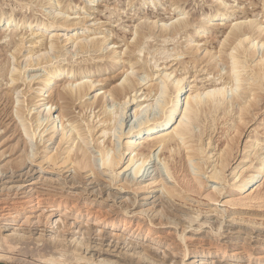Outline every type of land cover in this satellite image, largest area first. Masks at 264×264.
<instances>
[{
    "label": "bare ground",
    "instance_id": "1",
    "mask_svg": "<svg viewBox=\"0 0 264 264\" xmlns=\"http://www.w3.org/2000/svg\"><path fill=\"white\" fill-rule=\"evenodd\" d=\"M25 1H30L31 3L32 0ZM38 1L41 6L43 4L48 6V17L50 19V14L52 21H47V23L46 20L42 22L39 21V19L35 20V24H32L33 21H22L21 24L37 28L41 36H44L43 32H47L48 35H46L47 39H45V42L44 40L37 41L36 36L25 42V40H27V37L24 38L25 33L17 32L19 30H17V25L20 22V18L16 24V16L14 14H6L5 16V13H1L2 15H0V40L6 39L4 42H8L12 46V49H10L12 54L9 52L11 54L10 57L7 55L8 49H4L5 52L0 55V65H4V68L0 66L2 68L0 69V76H6V74L9 73L7 74V79L10 77L8 80L11 81V83L9 84H12L10 87L7 85L8 87L5 86L7 88L4 89L3 87V90H0V99L3 98L8 100L9 108H11L10 112L5 109V113L9 116L11 121H14L12 125V134L5 138L6 141H8L11 136L17 138L13 144H9L7 147L1 145L2 142H0L1 220L10 222L23 218L25 223H30L33 220L39 222L44 218L45 226L53 230L54 227L57 229L58 226H60L58 222H56L54 213H43L40 210L42 208H55L57 212H62L63 216H73L75 220L83 218L85 224L91 221L93 232H97L96 235L98 236H101L102 227L107 226L111 230L113 237L118 239V241L120 239L124 241L126 237L130 238L127 233H131V235H136L141 239H145L148 243L150 242L152 245H156L157 248V244L163 243L169 247L176 246L179 250L181 249L180 244L175 243L176 241H173V238L176 240L175 238L177 237L181 242L185 241V238L186 241H202L203 239L188 238L185 236L184 231L185 228H187L186 224L190 226L191 222L195 220L197 223L204 225V223L208 221L202 220V222L198 218L191 217L192 215H189V212L185 213L180 211V209L176 207L175 200L187 204L190 200L189 193H195L199 196H205L204 198L212 203L220 202L219 193L223 189L225 170L229 166L231 158H233L234 146L244 133L250 121L255 117L256 111L260 106V101L262 100V94L264 93V60L259 59L254 63L253 59L256 49L258 48H262L264 55L263 17L261 16L257 19L258 14H255L253 16L254 18L245 15L239 19L236 18L223 22L230 18L238 8H241V10H244V8H242L241 4V7L236 5L229 6L225 4L223 0H213L216 6L214 11L211 10L210 13H202L197 18L192 15H186V13H183V9L181 12L178 11L176 15L169 17V23L163 22L159 26L158 20H154L150 23H144L134 27L132 41L129 42L124 40V33L121 40L123 45H119L121 42L116 39H119V35H116V38H110L109 33H105L102 36H95V33H89V29L95 26V23L91 21L92 19H87V17L83 16H77L73 19L74 17L69 18V15L62 13L64 12L61 10L63 7H61V2L63 1L55 0V3H53L52 0ZM94 1L96 0H88L87 3L85 1L84 4L90 7L95 6ZM159 1L160 0H156V3ZM259 1H261V6H259L262 8L260 13L264 15V0ZM130 2L131 0L129 3ZM149 2L154 5L156 4L154 3L155 0H140L139 5L147 6L150 4ZM176 3L177 2H174L170 5V7L174 6L173 11L178 7ZM97 5L96 3V6ZM83 7L84 6H82V10ZM169 11L170 9L166 12L170 14ZM201 17L203 18L201 19ZM155 28H157L156 32ZM211 31L215 32L209 35ZM216 33H221V39L219 38L218 41ZM32 34H36V32H32ZM178 34H183L185 38L183 44H186V46H183L184 48L181 47L179 51L176 50L172 56L180 57L187 54L189 56L188 60L194 63L193 65L198 62L201 64L204 63V68L206 67L207 70L216 75H220L218 79L222 80V82L217 83V81H215L206 88L189 89V91H187L188 85L184 82L186 81L185 75L187 73L175 74L173 76L170 72L159 70V76L157 78H160V81L156 82V85H148L147 91L149 90L150 92L154 89L159 99L163 100H161L162 102L160 104L159 101V105H157V108H160L157 109V111H160V115L157 116L158 112H154L153 118H148L150 113L147 118H144L145 113L147 114V111H150L151 105L147 103L144 105L146 99H144V97L140 98L141 95L136 96V94L140 88L138 87L139 81L145 80L144 78H147L148 75L150 76L149 71L151 70L148 68V74L145 73V68L147 67L138 63L135 52L138 51V53H141L149 38H174ZM209 39L210 41L208 42ZM215 40L217 41V45L208 49V46L213 45ZM25 43H29V45L27 46ZM23 49L27 50H25L26 54H22ZM62 49L69 53L68 55L73 53L76 54V52H88L89 50L98 52L106 50L105 54H101L100 56V58L102 57L103 59L105 57V61L102 62L103 59L101 58V62L97 60L96 62L90 63L84 62L82 65L79 63L77 64L79 68L76 65L75 68V66L71 64L68 65L67 63H54L55 65L52 64V67L50 66L42 75L35 77L36 74H31V80L37 79V81L33 84L36 85L35 88H32V86L30 87L33 89L32 96L29 95L30 98L28 96L29 102L27 101L28 99H26V103L22 96L19 95L21 91L19 93V89L17 90L21 85H14L21 79L20 70L25 68L24 66L18 69V66H14V63H18L17 60H19V58L17 59V57H19V53H21L20 56L23 57L21 60H24L26 66H37L52 61ZM117 54L118 56H116ZM120 55H122V57H120ZM10 62H12V67L9 69L8 66H11ZM180 62L179 59V63ZM6 64L7 67H5ZM137 64L139 65L137 66ZM184 69L185 67L183 70ZM140 70H144L143 73L146 74V77L141 78L140 76L139 78L138 74H141ZM107 71L111 72L112 75L100 78L105 76L104 74H106ZM145 74L142 75L145 76ZM154 74L155 73H152V78ZM149 78L151 79V76ZM1 80L2 79H0V81ZM2 86H4V84H2ZM132 92H134L133 95H131ZM228 92H231V97H229V99L226 96ZM149 94L147 93V95ZM181 94L183 95L181 96ZM85 97L89 99L87 100ZM76 101L81 103L82 108H88L92 111L99 109L98 112L102 110V117L97 119H99L98 122L103 125H101L100 128L98 127L99 129H97L96 132L94 124H91V122H89L91 125L89 123L84 124L83 120L72 116V108H74L73 106ZM179 101H183L184 105H182L183 107L177 115ZM115 102H121V104L119 105L117 103L119 107L117 109H111ZM228 105L232 107L231 110L227 107ZM233 106L237 107L235 118L231 117ZM127 107H129V110H133L131 114H133L136 119V123L133 125L131 124L132 126L130 125L127 132H119L118 129L121 130L120 128L122 127L121 120L127 117L125 116L127 112H124ZM26 112L28 113V117ZM220 114H222V116H219ZM99 115L100 114H94V117H100ZM179 115L180 118H177ZM221 117L223 118L222 124H226V127L224 126L222 129L224 132V139H222L223 141L220 143L221 148L217 151L216 159L210 161L213 156H211L210 151H205L207 146H204L207 144L210 145L212 138L210 139L211 141L207 143L204 141L205 139L202 140V133H204V129L208 130L212 127L203 123L207 121L208 124H211L210 121H217L218 118ZM230 120L231 123L227 125ZM196 122H200V124H202L200 126L203 127L202 132L199 131L198 134L194 131V123ZM33 124L35 125L33 126ZM222 124L221 126L223 127ZM38 128H40V130L37 133L40 136L39 138H41L39 142L42 141L40 147L36 145V138L34 141L35 143L32 142L37 135L35 132ZM111 131L113 132V136H115V134L117 135L116 138L118 141H120L123 136V139L119 142L121 146L110 139L112 135L108 134H110ZM44 132L46 134H44ZM97 132H100L101 136L98 134L99 137L97 136L96 146L93 144V147L98 149V155L94 153L90 147L91 141H94V136ZM42 134H44V136ZM207 134L209 135L208 132ZM220 134L222 137V131ZM262 136H264V129L263 132H257L254 136H248V139L243 145L242 162L250 157L251 151L257 146V142L262 141V139L260 140L258 137L262 138ZM102 137L106 138L105 142H103L104 140L98 141ZM25 138H27L28 141ZM207 138L209 139V137ZM47 142H51L50 145H46ZM52 144H54V147L52 146L49 151H46L48 150L47 148H49L47 146H51ZM32 145L35 146L34 150ZM213 146H215V144ZM51 148H54V150ZM164 151L168 152V156L164 155L161 158L160 156ZM7 153H9L8 156H6ZM6 157L7 159H5ZM203 159L205 160L203 161ZM185 160L190 165L192 172H189L187 165L184 166ZM31 165L38 167L39 170H34ZM205 165L207 166L205 167ZM26 166L29 167V171L25 173H21V171L18 174L14 172V170H20ZM208 166L211 167L209 175H207L208 178L218 185L223 184L220 186L221 188L213 187V190L209 191L204 187L205 181H203L204 179L201 173L207 172L206 169ZM4 167L7 171L11 172V175H9V179L11 180H4L5 176L3 177V173L6 171H2ZM53 170L61 171L60 175H62V177L65 176L64 173L62 174L63 170L64 172H71L72 170L71 173L69 172L70 174L68 176L72 178L73 184L83 183V185L93 186L91 189H87V186V188L83 186V189L79 191H70V189H73V186H67L65 180L68 176L61 179L58 177L59 172L57 173L58 176H46L47 172L52 173ZM250 170L251 173L247 176L244 175L245 173L241 175L240 172V177L237 180L236 176L239 174L238 166L232 170V183H228L229 198L224 200V203L232 207H248L253 203L264 202V192H258L259 185L257 179L259 176H264V157H256ZM31 171H33V173H31ZM128 171H130V177L133 181L131 178L124 177V174ZM42 172L44 174H42ZM259 172L261 175H259ZM31 174H37V176L36 178L34 177L28 180L26 183L22 182L25 178H15ZM177 174L179 175L178 178ZM83 175L89 176V178L86 179L87 182L82 180L84 178ZM102 175L108 176V180L104 182L101 181L100 178ZM138 179H141V181H138ZM172 181L175 182L173 183ZM106 182L108 185L102 186V184ZM115 182H121L119 183L120 185L117 186L119 189L113 188V186L116 185ZM96 186L100 187L92 190ZM155 187H160V190L156 189L155 193L149 196V193L154 192L150 189ZM111 188L115 189V191L110 192L109 189ZM121 189L133 193L134 196L119 197L116 193ZM96 190L99 191L97 192ZM157 192H160V194L157 195ZM101 193H106V196L98 199L97 196L99 197ZM117 197L118 199L120 198L119 202L115 201ZM138 200H140V202ZM179 212L183 214H177ZM231 219L235 220L236 218L231 217ZM147 220L149 223L144 222ZM61 223L64 224V221L62 220ZM162 225H172L174 226L171 227L172 229L179 226L181 231H178L175 236H171V232L167 231L164 232L165 234H161L160 228L162 227L160 226ZM211 225L215 227V225ZM80 228L75 229L72 223L65 226L63 225L62 229L59 228L60 231L58 232L60 233L56 235L57 238L55 236L57 230L55 229L52 232V239L50 240L55 241L53 243H55V251H57L58 255H50V257L39 256L40 260L45 263L48 262V264H66L67 259L65 256L69 248L67 252L64 250L62 243L65 241H63L60 236H65L66 231H71L73 235L78 234L77 236H79L81 234ZM198 228L200 227H197V229ZM1 230L2 229H0V264H8L7 260H10V257H8L9 254L7 253V255L5 253L6 251L2 249V244H5L4 246L6 249L13 250L16 248L18 242L11 244L10 240L15 239V241H18L23 239L24 235L23 233L20 235L21 232L19 233L18 229H13L10 234L6 235H3L4 233L2 234ZM125 231L127 235L124 234ZM231 238L236 239L239 238V236ZM244 238L247 239V237ZM167 240L172 242L168 243ZM81 241L82 239L78 240V237L74 239V242L72 241L74 247L72 253H74V259L76 260L75 264H87L90 260L89 257H85V255L82 256L77 252L79 248L82 249V247L85 246ZM207 241L198 242L190 245V248L186 246L183 250L181 249L183 257H185L187 253H192L194 255L190 263H184L185 261H182V263L194 264V262L202 261L213 254L222 255L223 258L230 257L233 259L244 256L248 260L255 259V262L259 264L264 262V254H254L251 251V246V248H249L248 246H244V244L238 245V243L233 242L230 243L231 246H237L236 248L240 251H228L227 247L223 246L225 243L219 245L218 242H216L217 240ZM184 243L185 242L182 244ZM255 248L259 250L261 245ZM83 249L84 251H88L91 247L86 245ZM168 249L171 251L170 253H175V248ZM145 251L146 250L143 252ZM142 253L137 256L138 263H145L149 260V257L145 254L146 252L144 256H141L143 255ZM165 253L166 252H163V254ZM83 254H85V252ZM98 262H100V264L120 263L108 260V258L100 259ZM96 263L97 262L94 264ZM210 264H212V262H210Z\"/></svg>",
    "mask_w": 264,
    "mask_h": 264
},
{
    "label": "rangeland",
    "instance_id": "2",
    "mask_svg": "<svg viewBox=\"0 0 264 264\" xmlns=\"http://www.w3.org/2000/svg\"><path fill=\"white\" fill-rule=\"evenodd\" d=\"M52 1H53V3L56 2L55 0H52ZM61 1H63V2H61V4H62L61 7L63 6L61 8V10L64 11L62 13H64L65 15L66 14L69 15V18L74 17L73 19H75V17H77V16H79V17L83 16V17H87V19L88 18L92 19L91 21L95 23V26H93L92 28L89 29V31H90L89 33H91V34L95 33V36H102L105 33H109L110 38H112V37L116 38V35H119V39L116 38L117 40H119L121 42V44H119V45H123V42L121 40H122L124 33H125L124 34L125 35L124 40H127L129 42L132 41V32H133L134 27H136V26L142 25L144 23L147 24V23H150L154 20H158V22H159L158 25L160 26L163 22H168L169 17L176 15L178 13V11L181 12L183 9H184L183 13H186V15H192V16H195L198 18L199 15H201L202 13H208V12L210 13L211 10L214 11L215 6H216L215 3L213 2V0H160L157 3L155 0V2H154V3H156L155 5L151 4L149 2L150 4H148L147 6L146 5H139L140 0H131L130 3H129L130 0H96L97 2L94 1L95 6H91V7L86 6V4H84V2L86 1V3H87L88 0H84V1L83 0H61ZM38 2H39L38 0L37 1L32 0L31 3H30V1H25V0H0V15H2L3 13H5L4 14L5 16H6V14L7 15H9L11 13L14 14L16 16V24L18 23L19 18H20V22L17 25V30L18 29L19 30L17 32L25 33L24 38L27 37L26 38L27 40H25V42L29 41L30 39L34 38L35 36L37 37V39H36L37 41H39V40L43 41L44 40V42H45L46 41L45 39H47L46 38V35H48L47 32L44 33L42 30H40L44 34V36H41V33L38 32L37 28H32V26L29 27L26 24H21L22 21H25V22L33 21L32 24H35V20H39V19H40L39 21H42V22H44L45 20H46V22L47 21L49 22L50 20L52 21L50 14H49L50 19L48 17V13H49V9L47 8L48 6L46 4H43L45 6H43V5L41 6L40 2L39 3ZM174 2H177L176 5L178 7H177V9H175L177 12L175 10L173 11L174 6L170 7V5H172ZM223 2L229 6H235L236 5V6L241 7V5H242V8H244V10H241V8H238L230 18L224 20L223 22L229 21L231 19H236V18L239 19L240 17H242V16L244 17L245 15L250 17V18H254L253 16L255 14H258L257 19H259L262 16L263 17L262 21L264 20V15H262V13H260V11H262V8L260 7L261 1H259V0H244V1L243 0H223ZM25 3H27V4H25ZM96 3L98 4L97 6H96ZM22 4H24V5H22ZM34 4H36V5H34ZM66 6H67V8H66ZM82 6H84L83 10H82ZM40 8H42V9H40ZM78 8L80 11L78 10ZM166 9H168V10L170 9V11H169L170 14H168V12H166V11H168ZM257 12H259V13H257ZM68 13H70V14H68ZM171 13H173V14H171ZM202 18L203 17H201V19ZM156 30H157V28H155V32H156ZM32 32L33 33L36 32V34H32ZM214 32L215 31H211V33H209V35L213 34ZM216 35L218 36L217 41L219 38L221 39V33H216ZM5 40L6 39L0 40V42H1L0 43V55L2 53H4L5 50L8 49L7 55L10 57L12 54V51L10 50V49H12V46L8 42H4ZM184 41H185V38L183 37V34H178L174 38H170V37H168V38H156V37L149 38V40H147V43H145L142 52L141 53H138V51L135 52V54L137 55L138 63L147 67V68H145L146 69L145 73L148 74L147 71H149V69L151 70V71H149L151 79L149 78L150 77L149 75L147 78H144V77H146V74L143 73L144 70L143 71L140 70L141 74H138L139 78L141 76V78L143 77L145 80L141 79L142 81H139L138 87H140V88L137 91L136 96L141 95L140 98L144 97V99H146V102L144 103V105H146V103L151 105L150 111H147V114L145 113V117L143 116L144 118H147L149 113H150V115L148 118H150V117L153 118L154 114L157 112H158L157 116L160 115V111H157V109H160V108H157L158 107L157 105H159L163 100L159 99V96H158V94H156L154 89L151 90L150 92H149V90L147 91L148 85H150V86H152L154 84L156 85V82L160 81V78H157L159 76V74H158L159 70H164V71L170 72L171 75H173V76L175 74L178 75L180 73H187L185 75L186 81H184L188 85L187 91H189V89L194 90V89L206 88L215 81H217V83L222 82V80L218 79L220 75H216L215 73L207 70L206 67L204 68V65H205L204 63L201 64L200 62H198V63H195V65H193L194 63H192V62H190V60H188L189 56L187 54L184 56H180V57L172 56V54H174L176 50L179 51V49H181V47L184 48L183 46H186V44H183ZM209 41H210V39L208 40V42ZM217 41L215 40L213 45H209L208 49L215 47L217 45ZM178 42H179V44H178ZM25 45L28 46L29 43H25ZM25 50L26 49L22 50V54H24V53L26 54L27 50L26 51ZM117 50H119V49H117ZM1 51H3V52H1ZM9 52H11V54ZM65 52L66 51L62 49V51H60V53H57V57L53 56L54 59L52 57V59H53L52 61L46 62L45 64L42 63L41 65H37V66H35V65L34 66H26L24 60H21V58H23L22 56H20L21 53H19V55H18L19 57H17V59L19 58V60H17L19 64L16 62V64L14 63V66H16V67L18 66L17 67L18 69L19 68L21 69L24 66H25V68L20 70V72L22 73V74L20 73L22 80L20 79L14 85H16V86H18L19 84L21 85L17 88V90L19 89L18 90L19 93L21 91V93L19 95L22 96V98L25 101H26V99H28L27 101L29 102V98H30V96H32V91H33L32 88L33 87L35 88V86H36L33 84L37 81V79L31 80L32 75L36 74L35 77L42 75L48 68H50V66L52 64L55 65L56 63L57 64H66L67 63L68 65L71 64L72 66L76 65L79 68V65H77L79 63L82 65L84 62L90 63V62H94V61L96 62L97 60H98V62L99 61L101 62V60L103 58L101 57L102 58L101 59L100 56H101V54H105L106 50H102L100 52L89 50L88 52L87 51L86 52H80V53L76 52V54L73 53L71 55H68L69 53H67V52L65 53ZM122 55H120V57H122ZM262 55H263L262 48L256 49L255 55L253 57L254 63H256L259 59L264 60V55H263V57H262ZM116 56H118V54ZM183 58H184V60H183ZM179 59L181 61L180 63H179ZM21 61H22V63H21ZM104 61H105V57L102 60V62H104ZM185 62H187V63H185ZM47 63H49V64H47ZM22 64H23V66H22ZM139 64H137V66ZM10 65L11 66H8L9 69L12 67V62H10ZM0 66L2 68H4V65L3 66L0 65ZM76 66H75V68H76ZM1 67H0V69H2ZM5 67H7V64L5 65ZM184 67H185V69L183 70ZM9 69H8V71H9ZM152 73H155L153 75V78H152ZM7 74H9V73H7ZM7 74H6V76H0V79H2L0 81L1 82L0 86L2 87V88L0 87L1 88L0 90H3V87L5 89L8 86L10 87V85H12V84H9V83H11V81L8 80L10 77H8V79H7V76H8ZM142 74H145V76ZM104 75L105 76L100 77V78H104L106 76H111L112 74H111V72L107 71L106 74H104ZM173 76H171V77H173ZM149 80H151V81H149ZM2 84H4V86H2ZM5 86H7V87H5ZM31 86H32V88H30ZM29 89H31V90H29ZM147 93L148 94L150 93V94L147 95ZM133 94H134V92H132L131 95H133ZM0 95H1V92H0ZM182 95L183 94H181V96ZM28 96H29V98H28ZM226 96L229 99V97H231V92H228L226 94ZM88 97H90V96H88ZM88 97H85V98L88 100L89 99ZM3 100L5 101V103ZM7 101L8 100L3 99V98L0 99V129H1L0 130V137L2 136L0 138V142H2L1 145H3V146L5 145L4 147H7L9 144H13L17 139V138H15V136H11L10 137L11 139L9 138L8 141H6V138L12 134V125L14 122V121H11L9 119V116L6 115V113H5L6 110L8 112L11 111V108H9V101L8 102ZM27 101H26V103H27ZM76 102L73 106L74 108H72V116L79 118L80 120H83L84 124L91 122V124L95 125V127H96L95 132H96L97 129H99L101 127V125H103L102 123L98 122V120L102 117V115H101L102 110L98 112L99 109H95L94 111H92L91 109H88V108H82L81 103H79V101L77 103ZM158 102H159V104H158ZM117 103L119 105L121 104V102H115V104H113L112 107L109 105L108 106L111 107V109H113V108L117 109L119 107ZM182 105H184L183 101H179L178 102L179 110L177 111V115L179 114L180 109H182V107H183ZM259 105L260 106L258 107V110L256 111L255 117H253V120L250 121L248 126L245 128L244 133L242 134V136L240 137V139L237 141V143L234 146L235 149L233 150V155H232L233 158H231V162L229 163V166L225 170V175H224L225 179L223 181L224 185L223 184H222L223 186L221 184L218 185L217 183L210 181V178H208L207 175H209V171L211 170V167L208 166V168L206 169L207 172H204L205 174L201 173V176L204 179L203 181H205L204 187L206 189H208L209 191L213 190V187L222 186L223 189L219 193L220 202H213L212 203V202L208 201L207 199H205L204 198L205 196L202 195L203 196L202 197L200 195L201 196L200 197L198 194H195V193H193V194L189 193V196H190L189 202L190 203L187 202V204H185L183 202L180 203V201L175 200L176 207L179 208L180 211L185 212V213L189 212L188 214L192 215L191 217L198 218V219H200V221H202V220L208 221L207 223H204V225L197 223L195 220H193L191 222L190 226H187V224H186L187 228H185V231H184L185 236L188 238L193 237L194 239H203L202 241H198V240H191V241L187 240L186 241V238H185V241L181 242V241H179L180 240L179 238L176 237L175 238L176 240H174V238H173V241H176L175 243L180 244V248L182 250L186 246H188L190 248V245L198 243V242H204L207 240L208 241L217 240L216 242H218L219 245H221V244L223 245L225 243L223 246H226L228 251H231V250L240 251L239 249L236 248L237 246L234 247V246H231V244H230V243L236 242V243H238V245L244 244V246H248L249 248L252 247L251 251L254 254H257V255L262 254V253L264 254V204H263L264 202L253 203V204L249 205L248 207L247 206L246 207L245 206L244 207H242V206L241 207L240 206L232 207V206H229L223 202L224 200L229 198L228 183H232V180H231L232 170L236 166H238V168H239V174L236 176V180L239 179L240 172H241V175L245 173L244 175L247 176L248 174L251 173V170H250L251 165L254 163L255 158L258 156L264 157V136H262V138L258 137L260 140L262 139V141L257 142V146L254 148V150H252L253 152L251 151L252 155L250 154V157L247 158L244 162H242V156H243L242 151L244 150L243 145H244L245 141L248 139V136L249 137L254 136V135H256L257 132H263V129H264V93L262 94V100L260 101ZM227 107L230 110L232 109V107H230V105H228ZM128 110H129V107H127L124 110L125 113L127 112L126 113L127 115H125L127 117H124L121 120L122 127L120 128L121 130L118 129L119 132L120 131L127 132L128 128H130V125L131 124L133 125L134 123H136V119L134 118L133 114H131L133 110L132 111L131 110L128 111ZM236 110H237V107L233 106V111L231 112V117L235 118ZM26 114L28 117L27 112H26ZM94 114L95 115L100 114L99 115L100 117H94ZM219 116H222V114H220ZM29 117H30V114H29ZM97 118H99V119H97ZM177 118H180V115ZM27 119H29V118H27ZM84 120H86V121H84ZM210 123L212 125L208 124L207 121H205L203 123L205 125L207 124V126L209 125L212 128L211 129L209 128L208 129L209 131L207 129L206 130L204 129V133H202L203 139L202 138L201 139L202 140L205 139L204 141H206L208 143L209 141H211L210 139L212 138L211 144L210 145L207 144L204 147L207 146L205 151L211 152V156H213V158L210 161H213L217 157L216 154L218 153L217 152L218 149L221 148L220 143H221V141H223L222 139H224V132L222 129L224 128V126L226 127V124H222L223 123L222 117L218 118L217 121H213V122L210 121ZM230 123H231V120H230V122L228 121L227 125ZM98 124H100V125H98ZM216 124H217V126H216ZM221 124L223 125V127L221 126ZM34 125L35 124H33V126ZM200 125H202V124H200V122L194 123V131L196 134H198L199 131L202 132L203 127ZM19 128H21V127H19ZM40 128H38V130L35 132L37 135H38L37 132H39ZM122 128H123V130H122ZM213 128H214V130H213ZM221 131H222V137L223 138L221 137V134H220ZM207 132L209 133V135L207 134ZM212 132H214V133H212ZM44 134H46V133L44 132ZM44 134H42V135L44 136ZM98 134H100L99 136H101V133L97 132L94 136V141H91L92 146L90 145V147L92 148L91 150L94 153H97V155H98V149H96V147H93V144H94V146H96V139L99 137ZM112 134H113V132L111 131L110 134H108V135H112ZM37 135L34 137L32 142H34L35 138H36V145H37V147H40L42 145V143H41L42 141L39 142V140L41 138H39L40 136L39 135L37 136ZM116 137H117V135L115 134V136L112 135L110 139L113 142H115L116 144H118L119 146H121L120 145L121 143H119V142H121V140L123 139V136L121 137L120 141H118V139ZM207 137H209V139ZM25 139L27 140V138H25ZM105 140H106V138L102 137L98 141L105 142ZM206 142H204V143H206ZM50 143L51 142H47L46 145H50ZM213 143L215 144V146H213L214 145ZM52 146L54 147V144H52L51 146H47L49 148H47L48 150H46V151H49L50 147H52ZM34 147L35 146L32 145L33 150L35 149ZM120 149H121V147H120ZM52 150H54V148ZM29 151H30V149H29ZM8 155H9V153L6 154V156H8ZM164 155L168 156V152L164 151V153L160 157L162 158ZM5 159H7V157ZM204 160L205 159H203V161ZM97 162H99V161H97ZM186 165L188 167L189 172H192L190 165L185 160L184 166H186ZM31 166L34 170H39L38 167H36L34 165H31ZM177 166H178V164H177ZM206 166L207 165H205V167ZM4 168L2 169V171L6 170V168L5 169ZM28 169H29V167L26 166L20 170H14V172L16 174L20 173L21 171H22L21 173H25V172L29 171ZM55 171H57V172H55ZM55 171L53 170L52 173L47 172L48 174L46 173V176L47 175L48 176L49 175L50 176H52V175L58 176L57 173L59 172L58 177L63 179V177L68 176L72 172V170H71V172L70 171L64 172V170H63L62 174L64 173L65 176L62 177V175H60L61 171H58V170H55ZM248 171H250V172H248ZM31 173H33V171H31ZM42 174H44V173L42 172ZM9 175H11L10 171H7V170L4 171V173H3V177L5 176L4 180H11V179H9ZM125 175H127V176H125ZM259 175H261L260 172H259ZM36 176H37V174H33V175L31 174L28 176L26 175L24 177L18 176L15 178L16 179L17 178H22V179L25 178V180H22V182L26 183V182H28V180H30L34 177L36 178ZM83 176H84V178L82 180L83 181L85 180L84 182H87L86 179H88L89 176L88 175H83ZM178 176L179 175L177 174V178H178ZM124 177H127L130 179L131 178L130 177V171L126 172L124 174ZM67 178H66V180L64 179L67 182V186L68 187L73 186V189H70V191H79V190L83 189V186L84 187L87 186L88 187V188L86 187L87 189H91L93 186V185L92 186L91 185H89V186L83 185V183L73 184L72 178L70 176H68ZM16 179H14V180H16ZM100 179L103 182L107 181L108 176L102 175V177ZM257 179H258V185H259V187H258L259 191L258 192L263 193L264 192V176H259ZM131 180L133 181L132 178H131ZM138 181H141V179H138ZM69 182H70V185H69ZM172 182L174 183L175 181H172ZM119 183H121V182H117L116 185L113 186V188L119 189V187H117L118 185H120ZM106 184L108 185V183L106 182V183H103L102 186H107ZM109 185H112V184H109ZM79 186H80V188H79ZM99 187L96 186L92 190H95ZM156 189L160 190V187H155V188L150 189V190H153L154 192L149 193L150 194L149 196L154 194ZM109 190H110V192L115 191V189H112V188ZM116 194L119 197H125V196L132 197V196H134L133 193L127 192V190H123V189L119 190V192ZM137 194H139V193H137ZM156 194L158 195V194H160V192H157ZM100 196L99 197L97 196V198L101 199L102 197H105L106 193H101ZM115 201L119 202L120 198L119 199H118V197L115 198ZM138 201L140 202V200H138ZM150 201H151V199H150ZM146 202H148V201H146ZM108 203H111V202H108ZM181 209H183L185 211H183ZM50 210H52V211H50ZM40 211L43 213H49V212L54 213L55 218H56V222H58V225H60V226L57 225L58 228L56 229L54 227V229L52 230L51 228H48L45 226V219L44 218H42L39 222H37L36 220H33L30 223H25L23 221L24 220L23 218L16 219V220L10 221V222H6V221H2L1 217H0V221H1L0 222V229H2L1 233L2 234L4 233L3 235L10 234V232H12L11 230H13V229H15V230L18 229L19 233L21 232L20 235L22 233L24 235V236L22 235L23 239H20L18 241H15V239L10 240L11 244H15V242L16 243L18 242L16 245V248H14L13 250L6 249V247L4 246L5 244H2V249L4 251H6L5 253L6 254L8 253L9 255L8 254L7 255H8V257H10L9 258L10 260H7L8 264H48V262L45 263V262L41 261L39 256L40 257H48V256L50 257V255L51 256H57L58 255L57 251H55L56 250L55 243H53L55 241L50 240V239H52V237H51L52 232L56 229L57 232L55 233V236L59 235L58 234V233H60V232H58V231H60L59 228L62 229L63 225L65 226V225H68L70 223H72V225L75 229L76 228L79 229L81 227L80 228L81 234L79 236H77L78 234L73 235V233L71 231H66V234L64 233L65 236L64 235L60 236V237H62L61 239H63V241H65L62 243L64 250H66V252H67L68 248H69V251H68L67 255L65 256V258L67 260L69 259L68 261L66 260V264L67 263L68 264H75V262H76V260L74 259L75 257L73 255L74 253H72L74 251L73 242H74V239L76 237H78V240L82 239L81 242H82V244L85 245L82 247V249L79 248V250H77V252H79V254H81L82 256L85 255V257H89L90 260L88 261L87 264H94L95 262H97L96 264H100V262H98V261L100 259H104V258L105 259L108 258V260H111V261H117L118 263L120 262L119 264H183L182 261H185L184 263H188V262L190 263V261H192V259L194 258V255L192 253H190V254L187 253L186 256L183 257V253L181 252L182 250L177 249L176 246H170L169 247V246H166L163 243H161V244H157V246H158V248H157L156 245H152L150 242L148 243V241H146L145 239H141L140 237H137L136 235H131V233H127V234H129L128 236L130 238L126 237V240L123 241L122 239H120L118 241V239H115L113 237V235L111 234V230L107 226L102 227L101 236H98V235H96L97 232H93V225H92L91 221H89L87 224H85V221L83 218L75 220L73 216H63L62 212H57L55 208H49V209L42 208ZM182 212L181 213L179 212L177 214H183ZM231 217H234L236 219L235 220L231 219ZM62 220L64 221V224L61 223ZM144 222L149 223L148 220L144 221ZM211 224L215 225V227L212 226ZM196 226L200 227V228L197 229ZM160 227L163 228V229L160 228L161 234H165L164 232L167 231V232H171V234H170L171 236H175L178 231L179 232L181 231L179 226H177L174 229L171 228V227H174L172 225H162ZM250 227H251V229H250ZM195 228H196V230H195ZM211 230H212V232H211ZM43 234H45V235H43ZM124 234H126V231L124 232ZM41 235H42V237H41ZM71 235H72V237H71ZM234 235L239 236V238L232 239L231 237H235ZM74 236H75V238H74ZM135 237H137V238H135ZM244 237H247L248 240ZM56 238H57V236H56ZM48 239L50 240V242ZM167 241H168V243L172 242L170 240H167ZM67 242H68V244H67ZM183 242H185V243L182 244ZM86 245L90 246L91 249H88V251L87 250L84 251L83 248L86 247ZM258 245H261V248H259V250L255 248ZM168 248H175L176 249L174 251L175 253H170L171 251ZM198 249H200V248H198ZM144 250H146L145 251L146 253L143 252ZM139 251H141V252H139ZM82 252L83 253L85 252V254H83ZM163 252H166V253L163 254ZM86 253H87V255H86ZM140 253L143 254L141 256H144V253H145L147 255V257H149L148 258L149 260L145 263H138L137 262L138 261L137 256L140 255ZM91 256H92V258L93 257L94 258L92 259ZM246 259L247 258L244 256H239L237 259H233L230 257H224L223 258L222 255L213 254V255L209 256L208 258L203 259L202 261L194 262V264H202V263L210 264V262H212V264H259V263L255 262V259H250V260H248V259L246 260ZM260 264H264V262H261Z\"/></svg>",
    "mask_w": 264,
    "mask_h": 264
}]
</instances>
